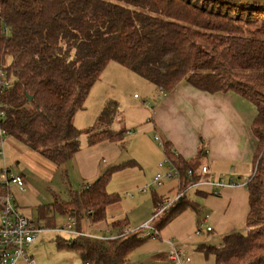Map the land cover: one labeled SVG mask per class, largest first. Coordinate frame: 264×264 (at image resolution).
<instances>
[{"label": "trees", "instance_id": "1", "mask_svg": "<svg viewBox=\"0 0 264 264\" xmlns=\"http://www.w3.org/2000/svg\"><path fill=\"white\" fill-rule=\"evenodd\" d=\"M114 62L150 81L161 95L184 82L210 95L235 93L254 106L251 128L257 150L246 183L248 233L233 232L219 247L203 250L214 254L215 264H264V5L238 0H0V82H9L0 86L5 139L13 137L57 167L80 151L82 133L90 145L122 142L125 132L110 128L117 104L107 106L88 129L74 124ZM162 144L179 174L180 191L201 181L192 162L176 155L169 143ZM125 167L70 191L66 201L41 206L40 219L52 223L61 213L74 218L79 231L84 220L105 223L109 206L119 201L107 186L112 172ZM4 193L0 183V197ZM186 196L160 214L158 232L185 207L196 209ZM153 204L159 210L163 201L154 196ZM127 225L118 221L113 228L120 233ZM150 237L137 229L106 243L77 237L58 246L77 250L85 264H131L129 255Z\"/></svg>", "mask_w": 264, "mask_h": 264}, {"label": "rangeland", "instance_id": "2", "mask_svg": "<svg viewBox=\"0 0 264 264\" xmlns=\"http://www.w3.org/2000/svg\"><path fill=\"white\" fill-rule=\"evenodd\" d=\"M158 92L157 87L150 81L115 62L110 63L89 93L84 109L76 113L74 124L79 130L88 129L106 107L114 103L117 104L118 111L110 128L115 132L124 131V140L119 143L105 141L90 145L88 135L82 133L79 136L80 151L59 168L41 156L55 168L51 188L63 201L69 199L70 191H79L87 184L94 183L108 170L126 165L122 170L112 172L107 186L108 193L119 196V201L107 210V221L101 225L91 221L87 223L86 220L81 223L83 232L102 239V243L119 235L113 228L114 222L119 220H126L131 231L142 228L144 223H151L155 228L154 225L158 223L161 215L154 217L161 208L158 210L154 206L153 197L159 196L166 205L176 196L177 178L164 179L160 186L154 183L158 174L167 172V167H159L166 157L163 147L155 139L154 129H150L152 105L156 104ZM20 144L13 137H6L4 159L0 157V172L7 166L11 168L13 175H20L16 162L20 160L21 152L36 153L40 158V154ZM24 159L27 164L36 167L32 159ZM251 174L250 167H243L228 175H213L215 179L221 178L227 183L238 184L237 187L223 188L217 194L207 187L189 189L186 199L196 204V209L185 207L159 230L157 236L148 238L129 255L130 263L176 264L169 258H156L148 262L150 255L165 257L168 253H173L176 247L185 256L182 264H215L214 254H207L203 250L204 246L219 247L223 237L228 234L248 233L249 204L246 183ZM205 190L207 194L201 193ZM11 192L18 199V204L26 203L30 209L38 204L28 188L19 195L15 191ZM30 217L27 218L43 228L35 243L28 248L34 264H85L77 250L58 246L59 242L75 238L69 233L59 232L68 223L67 215L57 213L52 223H45L35 212L34 217ZM125 228L127 226L120 230ZM153 232L152 229H146L144 235Z\"/></svg>", "mask_w": 264, "mask_h": 264}, {"label": "crops", "instance_id": "3", "mask_svg": "<svg viewBox=\"0 0 264 264\" xmlns=\"http://www.w3.org/2000/svg\"><path fill=\"white\" fill-rule=\"evenodd\" d=\"M152 108L150 129H154L155 139L159 137L162 142L169 143L176 155L192 162L197 175L201 176L200 171L204 166L209 168L212 175H228L243 167H250L253 174L257 140L251 126L256 111L254 106L241 96L235 93L210 95L183 82L170 93L161 95L158 92L156 104H153ZM25 157L32 159L36 167L27 164ZM19 159L16 164L20 172H17L25 177L26 189L32 192L38 204L31 209L26 203L18 204V199L11 191H15L17 195L24 191L17 185H10L9 193L21 214L31 218L35 212L41 218V206L51 205L57 200L63 201L51 188L55 168L41 155L38 158L36 153L21 152ZM201 193L207 194L206 190ZM70 219L68 217V222ZM86 221L90 223L89 220ZM170 255L171 253H168L162 257L153 254L148 257V262L156 258L167 259Z\"/></svg>", "mask_w": 264, "mask_h": 264}, {"label": "built area", "instance_id": "4", "mask_svg": "<svg viewBox=\"0 0 264 264\" xmlns=\"http://www.w3.org/2000/svg\"><path fill=\"white\" fill-rule=\"evenodd\" d=\"M0 86L2 88L9 86V82L3 80L0 82ZM1 92V89H0ZM5 106L0 103V119L4 116V108ZM2 108V109H1ZM4 130L0 125V156L4 157ZM156 140L159 141L161 146H163V142L159 137H156ZM159 167H167V172L165 174H158L154 183L157 185H162L164 179H173L177 178L178 180V190L175 198L172 201H168L167 204H162L161 209L155 215L154 218H157L160 214L165 212L170 207L174 206L177 201L181 200L191 188H203L209 187L213 189L215 194L219 193V191L223 188H233L237 187L238 184L234 182L227 183L225 180L215 177L210 173V170L207 166L201 168V177L208 176L206 178H202L201 181L193 184L186 191H180V180L179 174L176 168L173 166L171 161L166 157L165 161L159 165ZM189 176L194 175L193 171L188 172ZM1 183L3 185V189L6 194L0 197V264H19L20 262L26 264H34V260L31 255L28 254V248L35 243L37 237L42 232L43 228L39 225V223L28 219L23 214L20 213L18 207L12 201V195L9 193L10 185H17L21 190L25 191L26 182L25 177L22 175H13L11 170L4 168L0 174ZM206 179V180H205ZM76 221L74 218H71L67 225L62 227L59 232L69 233L75 238L83 237L91 240L100 241L102 239L97 238L95 235L85 233L83 231H79L76 228ZM142 230H150L154 231L153 233H147L144 236H157L158 231L153 228L151 223L145 224ZM132 231L129 228H125L116 238L111 240L120 238L124 235L131 233ZM169 259L176 264H182L184 262V256L179 250H175L169 256Z\"/></svg>", "mask_w": 264, "mask_h": 264}, {"label": "water", "instance_id": "5", "mask_svg": "<svg viewBox=\"0 0 264 264\" xmlns=\"http://www.w3.org/2000/svg\"><path fill=\"white\" fill-rule=\"evenodd\" d=\"M246 4H261L264 5V0H238ZM29 100H32V97H28Z\"/></svg>", "mask_w": 264, "mask_h": 264}]
</instances>
